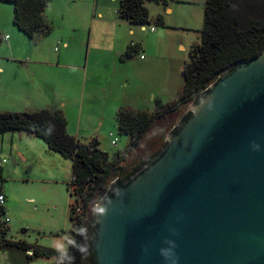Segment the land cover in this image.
Masks as SVG:
<instances>
[{"label": "rangeland", "instance_id": "obj_1", "mask_svg": "<svg viewBox=\"0 0 264 264\" xmlns=\"http://www.w3.org/2000/svg\"><path fill=\"white\" fill-rule=\"evenodd\" d=\"M119 3L51 0L44 11L51 30L31 37L14 24V3L0 1L2 32L8 34L7 40H0V64L5 69L0 72V111L61 108L68 132L81 142L96 138L109 160L119 157L126 174L159 151L193 101L157 119L139 148L124 153L130 135L120 132L117 111L122 106L153 111L157 100L168 104L179 98L183 67L191 58L192 44L202 35L206 0H145L150 22L144 27L121 18ZM131 43L140 45L139 53L127 54ZM6 133L5 150L12 131ZM110 133L118 138L116 145ZM1 137L2 133L0 147ZM16 141L28 146V158L8 156L0 177L6 196L4 216L10 218L7 237L63 250L72 228V160L48 152L42 138ZM0 264H56V260L29 257L0 242Z\"/></svg>", "mask_w": 264, "mask_h": 264}, {"label": "water", "instance_id": "obj_2", "mask_svg": "<svg viewBox=\"0 0 264 264\" xmlns=\"http://www.w3.org/2000/svg\"><path fill=\"white\" fill-rule=\"evenodd\" d=\"M132 171L93 213L96 264H264V49L225 70Z\"/></svg>", "mask_w": 264, "mask_h": 264}, {"label": "trees", "instance_id": "obj_3", "mask_svg": "<svg viewBox=\"0 0 264 264\" xmlns=\"http://www.w3.org/2000/svg\"><path fill=\"white\" fill-rule=\"evenodd\" d=\"M14 3V24L31 37L47 34L51 21L45 8L51 0H0ZM158 1V0H157ZM118 13L121 18L141 26L150 22L145 0H120ZM162 22V18L159 16ZM2 36L0 35V40ZM264 49V0H206L202 35L192 44L190 60L183 67L184 87L178 99L163 104L156 101V108L122 106L117 111L120 132L130 135V141L121 152L139 148L143 136L153 123L168 114L181 110L187 103L195 101L221 74L238 62L256 57ZM140 45L131 43L127 54L139 52ZM189 114L185 117L188 118ZM67 118L60 109L43 108L26 111H0V134L24 130L42 138L48 149L72 160V178L69 192L73 196L69 216L72 222L67 255L70 264H96L94 243L98 222L92 212L95 204L109 190L112 181L130 180L132 172L125 173L119 157L109 160L106 152L97 147V139L81 142L67 130ZM120 151L117 152V156ZM150 157L141 160V166ZM124 175L123 178H120ZM2 177V167L0 168ZM0 194L6 198L2 186ZM6 213L5 200L0 202V242L24 250L29 257L58 258L63 250L32 245L23 240L9 239V223L2 217ZM86 229L80 234V229ZM32 253H28V251ZM64 264H69L65 259Z\"/></svg>", "mask_w": 264, "mask_h": 264}, {"label": "crops", "instance_id": "obj_4", "mask_svg": "<svg viewBox=\"0 0 264 264\" xmlns=\"http://www.w3.org/2000/svg\"><path fill=\"white\" fill-rule=\"evenodd\" d=\"M144 26L142 25V27H144ZM3 29H4V25L2 24V22H0V35L1 36L8 35V34H4L2 32ZM4 71H5L4 67L0 64V72L3 73ZM55 109H60L63 112V110L61 108H53L52 110H55ZM67 128H68V126H67ZM16 132L17 131H12V133H10V135H8L9 139H10V146H9V148L7 150L4 149V145L3 144H4V141H5L6 136H7L6 134H8V133H6V132L2 133V137H1L2 146L0 147V154L6 156L8 159H9L8 156H12L13 154H15V155L18 154L20 157H22L24 160H26L28 158V146L27 147L20 146V144L18 146V143H17L16 140H19V141H22L23 139L32 140V138L35 135L29 134V133H25L24 131H18V133H16ZM35 137H37V136H35ZM47 151L51 152L48 149V147H47ZM7 163H8V161H7ZM3 167H2V170H3Z\"/></svg>", "mask_w": 264, "mask_h": 264}, {"label": "clouds", "instance_id": "obj_5", "mask_svg": "<svg viewBox=\"0 0 264 264\" xmlns=\"http://www.w3.org/2000/svg\"><path fill=\"white\" fill-rule=\"evenodd\" d=\"M256 147H259V146H256ZM118 194H119V192H117V195ZM93 211L103 214L105 212V209L104 208H101V207H99V205H97L93 209ZM85 232H86V229H83V228L80 229V234H84ZM169 243H171V242H169ZM68 244L74 245L75 242L73 240L69 239L68 240ZM61 248H63V251L61 252L60 257L58 258V264H64L65 259H67L69 261V264H70V262H71V260L73 258L72 257H69L67 255V247L64 246V245H61ZM57 251H60V248H58ZM161 251H162V254H164L167 250H161Z\"/></svg>", "mask_w": 264, "mask_h": 264}, {"label": "built area", "instance_id": "obj_6", "mask_svg": "<svg viewBox=\"0 0 264 264\" xmlns=\"http://www.w3.org/2000/svg\"><path fill=\"white\" fill-rule=\"evenodd\" d=\"M151 29L154 30L155 27L154 26H151ZM2 39L7 40L8 39V35L2 36ZM136 53H139V52H136ZM140 57L143 58L144 55L143 54H140ZM110 135L112 137V144L116 145L118 143V138L117 137H113V134L112 133H110ZM7 161H8V158L6 156L0 154V168L3 167L7 163ZM4 200H5L4 195L3 194H0V202L3 203ZM2 218H4L7 222L10 221V218L7 217V216L6 217H2ZM28 253H32V251L30 250V251H28Z\"/></svg>", "mask_w": 264, "mask_h": 264}]
</instances>
